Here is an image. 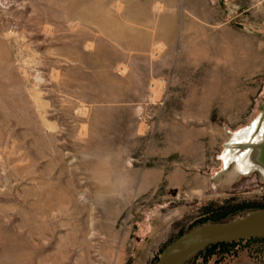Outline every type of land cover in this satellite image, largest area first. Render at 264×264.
Instances as JSON below:
<instances>
[{
  "label": "rangeland",
  "instance_id": "obj_1",
  "mask_svg": "<svg viewBox=\"0 0 264 264\" xmlns=\"http://www.w3.org/2000/svg\"><path fill=\"white\" fill-rule=\"evenodd\" d=\"M263 208L264 0H0V264H157Z\"/></svg>",
  "mask_w": 264,
  "mask_h": 264
},
{
  "label": "water",
  "instance_id": "obj_2",
  "mask_svg": "<svg viewBox=\"0 0 264 264\" xmlns=\"http://www.w3.org/2000/svg\"><path fill=\"white\" fill-rule=\"evenodd\" d=\"M253 225L256 231L245 229ZM205 233H186L170 244L157 264H184L203 249L221 243L250 238H264V208L227 222L207 226Z\"/></svg>",
  "mask_w": 264,
  "mask_h": 264
},
{
  "label": "bare ground",
  "instance_id": "obj_3",
  "mask_svg": "<svg viewBox=\"0 0 264 264\" xmlns=\"http://www.w3.org/2000/svg\"><path fill=\"white\" fill-rule=\"evenodd\" d=\"M263 153V152H262ZM258 157V156H257ZM256 157V158H257ZM207 230H208V228H206V227H201L199 230H198V233H205V232H207ZM246 231H256V228L253 226V225H251V226H249V227H247L246 229H245Z\"/></svg>",
  "mask_w": 264,
  "mask_h": 264
},
{
  "label": "trees",
  "instance_id": "obj_4",
  "mask_svg": "<svg viewBox=\"0 0 264 264\" xmlns=\"http://www.w3.org/2000/svg\"><path fill=\"white\" fill-rule=\"evenodd\" d=\"M222 244H225V243H221V244H214V245H211V246L222 245Z\"/></svg>",
  "mask_w": 264,
  "mask_h": 264
},
{
  "label": "flooded vegetation",
  "instance_id": "obj_5",
  "mask_svg": "<svg viewBox=\"0 0 264 264\" xmlns=\"http://www.w3.org/2000/svg\"><path fill=\"white\" fill-rule=\"evenodd\" d=\"M196 255H197V254H196ZM193 257H194V256H193ZM208 257H209V256H208ZM208 257H207V258H208Z\"/></svg>",
  "mask_w": 264,
  "mask_h": 264
}]
</instances>
